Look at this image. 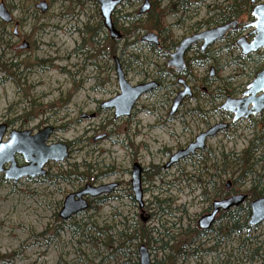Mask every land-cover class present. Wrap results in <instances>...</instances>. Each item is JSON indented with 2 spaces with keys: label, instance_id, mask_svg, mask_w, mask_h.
Listing matches in <instances>:
<instances>
[{
  "label": "rangeland",
  "instance_id": "1",
  "mask_svg": "<svg viewBox=\"0 0 264 264\" xmlns=\"http://www.w3.org/2000/svg\"><path fill=\"white\" fill-rule=\"evenodd\" d=\"M0 1L17 22L19 36L17 39L14 35L13 25L0 21V123L7 122L10 130L33 133L52 126L54 131L47 143L62 141L70 145L66 159L45 164L44 176L12 183L0 173V264H139L137 249L142 244L152 264H264V221L226 233L225 218L217 219L212 232L192 245L197 254L177 259L165 258L167 251L161 248L165 239L156 241L163 235L154 231L161 232V225L166 223L175 240L171 247L185 245L184 229L192 226L206 206L204 188L209 200L214 198L206 183L208 174L217 170L221 183L215 176L213 180L225 189L226 181L232 182L239 173L230 156L242 151L255 136L261 137L259 152L264 156L263 111L208 138L198 158L157 170L160 173L156 176L151 170L163 165L168 152L184 146L207 124L230 121L231 117L221 115L215 108L227 96L241 97L246 84L259 71L256 56L244 58L234 44L251 31L242 27L251 22L245 12L236 19L238 27L207 48L202 61L196 60L198 45L187 53L186 58L195 60L189 61L180 77L191 88L192 96L169 116L171 101L182 89L176 83L179 76L173 77L166 66L173 49H167L165 56L140 40L146 32H157L151 28L122 36V29L130 27V19L149 24L148 13H137L143 0H125L115 9L112 20L119 34L115 40L102 24L96 0H45L49 5L45 13L34 8L42 0ZM151 1L161 9L175 0ZM222 1L188 0L186 13L167 15L164 21L168 40L177 43L195 31L214 27L216 24L206 25L204 21L211 16L208 11L212 6ZM22 40L28 42L27 49L18 48ZM113 56L119 58L132 85L147 79L161 82L138 99L129 116L118 119H114L113 110L99 106L119 92ZM216 87L230 92L223 98H212L210 92ZM196 108L198 112L190 111ZM91 113L95 117H81ZM102 134L105 137L97 139ZM16 161L17 165L24 163L18 154ZM134 162L145 169L141 185L148 191H144V201H153L154 196L170 200L165 212L171 214L157 213L148 203L153 212L149 219V211L141 213L137 202L129 198ZM64 173H70L68 179L59 177ZM74 173L89 177L79 179ZM192 174L198 175L200 181L190 179ZM109 183L117 185L110 193L97 197L91 207L66 221L59 218L67 194L85 184ZM248 183L246 179L232 186L246 193ZM237 220L243 221L240 215ZM139 224L151 230L149 241L136 240L116 249L117 233ZM207 249L210 251L204 252Z\"/></svg>",
  "mask_w": 264,
  "mask_h": 264
},
{
  "label": "water",
  "instance_id": "2",
  "mask_svg": "<svg viewBox=\"0 0 264 264\" xmlns=\"http://www.w3.org/2000/svg\"><path fill=\"white\" fill-rule=\"evenodd\" d=\"M124 0H96L99 6V13L102 19V24L109 33L111 39L119 37L118 32L112 22V14L114 10ZM256 0H250L253 6L250 11L252 21L243 26L244 29L251 28V31L246 35H241L235 40V45L240 48V54L247 56L259 50H264V2L255 3ZM34 8L41 13L48 10V3L42 0L34 5ZM150 8L148 0H144L140 6L138 13L144 14ZM0 20L9 23L12 21L10 13L6 10L3 3H0ZM236 21L233 20L226 24L216 25L208 29L194 32L182 38L176 45L173 52L170 53L167 65L173 67L177 73H182L185 69L184 56L189 48L197 43L200 44V50L203 52L212 44L224 38L227 32L234 28ZM247 37H251L247 40ZM142 41L149 44L157 45L158 38L154 32H148L141 36ZM27 47V43H23L20 48ZM114 66L116 81L119 92L114 97L101 102L102 109L113 110L114 119L126 117L130 115L132 108L137 100L145 93H148L157 87L153 81L131 85L126 79L121 64L116 56H114ZM213 67L209 68L210 76L212 75ZM178 84L182 86L175 97L169 109V116H172L182 101L185 98L192 96V91L189 85L181 77L177 80ZM219 109L231 114V121L237 122L240 119H247L251 116L258 115L264 111V67L257 71L242 92L239 98L227 96L220 104ZM81 117L92 118L93 114L82 115ZM228 124L226 122H217L209 126L197 134L194 140L185 148L173 153L167 163L163 166L168 168L171 165L179 162L198 150L205 147L206 140L215 136L218 132L226 129ZM5 122L0 123V173L6 180L16 183L21 178H36L44 176L46 170L45 164L48 162H60L66 159L69 155V147L66 142L47 143L51 133L54 131L52 126H44L36 133H31V130H16L9 131ZM7 135V139L3 140ZM105 134L98 136L97 139H103ZM22 156L23 165L16 164L15 155ZM8 164L7 167L5 165ZM116 183L92 185L85 184L80 190L67 194L61 205L58 216L61 220L66 221L78 213L88 208L86 197L96 198L98 196L110 193L115 187ZM133 199L137 202L139 207L143 206L142 189H141V167L138 163H134L131 170L130 179ZM231 185L230 180L226 181L225 188L228 189ZM247 195L245 193H235L229 196L214 199L211 203V210L198 219L197 226L201 229H208L214 223L215 217L219 211H227L244 203ZM250 213L247 220L249 227L256 226L264 221V195L253 199L249 202ZM143 222L145 219H142ZM139 264H151L148 249L142 244L137 249Z\"/></svg>",
  "mask_w": 264,
  "mask_h": 264
},
{
  "label": "trees",
  "instance_id": "3",
  "mask_svg": "<svg viewBox=\"0 0 264 264\" xmlns=\"http://www.w3.org/2000/svg\"><path fill=\"white\" fill-rule=\"evenodd\" d=\"M200 2L205 1V0H199ZM96 4V3H95ZM187 5H188V0H175L173 2H170L168 5L162 7L159 9L157 7L156 3L153 1V7L151 8L150 12H148V23L145 24L144 22H141L140 20L135 19L134 21H129L130 27L122 29L123 31V37H130L135 31L144 29L147 30L148 28L156 30L160 34V45L159 46H154L152 45L151 47L153 49L161 51V53L165 56H167L166 51L167 49H174L176 42H171L168 40V33H167V28L165 26V17L167 15H173L176 13H186L187 12ZM253 4L247 0H223L219 4H215L212 6V8L208 11L210 12L211 16L207 18L204 23L206 25H211V24H226L234 19H237L243 12H245L251 19L250 16V10L252 8ZM126 17V16H125ZM124 17V18H125ZM100 24V23H99ZM234 29L230 30L226 36L231 33ZM225 36V37H226ZM92 39V37H91ZM113 40V39H112ZM113 43V42H112ZM115 43V42H114ZM162 47V48H161ZM114 48L112 52L114 53ZM207 53L203 52H198V57L196 58L199 59L198 61H202V58H205ZM256 56L255 64L256 68L260 70L262 68V62L264 59V51L260 52H255L253 54H249L247 56H244V58H248L250 56ZM239 58H241L240 55H238ZM192 59L195 60V58H185V63L186 66L188 65L189 61ZM188 72L185 73L187 75ZM170 74L173 77L178 76V74H175L173 70H170ZM229 90L223 89L216 87L210 92V95L212 98H223L225 95L229 94ZM217 112H219L221 115L226 116L230 118L231 116L226 113L221 111L218 107L215 108ZM193 111L194 113L198 112L199 110L193 109L190 110ZM233 122H229L228 127L232 126ZM209 126V124H207ZM263 137V134H262ZM261 142V137L255 136L253 139L249 140L248 145L240 152L236 154H232L230 156V161L232 162L233 165H236L238 167L239 173L237 174L236 177L233 178L231 185L228 189H223L221 187V184H216V182L213 180L214 176L217 177V179H220L221 183V176L217 170L213 172V174H208L209 178L207 180V184H210L211 186V195L214 198H221L223 195L224 196H229L230 194L234 193H239V190L235 187L232 186L235 183H244L246 179H249V186L248 189L245 190V194L247 195L246 201L233 208L229 209L227 211H224L221 213L220 217L225 218L226 224H227V232H237L241 229L247 228V219L250 213L249 209V201L259 198L264 195V156L259 152V146ZM261 162V164H260ZM263 162V163H262ZM204 163V162H203ZM260 164V167L257 168V165ZM231 164L229 163L228 166ZM227 166V167H228ZM206 170H204L205 172ZM225 173V170H223ZM233 173V172H232ZM231 173V174H232ZM66 174V175H65ZM77 174V173H74ZM156 174V173H154ZM70 173H64L63 175L60 174V178L68 179ZM158 175V174H156ZM77 176L79 179H87L89 175L86 173H78ZM190 179L193 177L195 180H199L198 175H190ZM200 181V180H199ZM131 196V194H129ZM213 198V199H214ZM98 201L96 200H90L88 208L92 206L93 202ZM169 200L166 199H158L156 196L154 197L153 201H151V207L152 209H155L160 211H163L167 208V203ZM166 207V208H164ZM171 212H167L166 215L170 214ZM240 215L242 217L243 221L241 223L238 222L237 217ZM166 223H163L161 226L163 230L161 232L156 231V233L163 235V237L156 238L155 240L157 241H162L165 239L162 243L161 248L167 251L166 257L167 259L173 258H185L186 256L189 255H194V247L192 245L195 244L194 242V236L190 234V231H184L182 235L187 239L185 242V245L179 246L177 248H172L171 245L174 243V236L170 234L169 227H165ZM212 230V229H211ZM151 238V230L145 225L139 224L136 228L127 230L123 229L117 233L116 237V242L118 243L116 246V249L118 246L121 248L125 243H130L132 241H142L146 240L149 241ZM145 242V241H144ZM171 243V244H170ZM187 245L186 250H184ZM210 249H208L206 252H209Z\"/></svg>",
  "mask_w": 264,
  "mask_h": 264
},
{
  "label": "flooded vegetation",
  "instance_id": "4",
  "mask_svg": "<svg viewBox=\"0 0 264 264\" xmlns=\"http://www.w3.org/2000/svg\"><path fill=\"white\" fill-rule=\"evenodd\" d=\"M125 1V0H124ZM144 1V0H143ZM149 1V3H150V8H149V10L146 12V13H148V12H150V10H151V8L153 7L152 5H153V1H151V0H148ZM0 3H3L2 1H0ZM123 3V2H122ZM143 3V2H142ZM3 5H4V3H3ZM5 6V5H4ZM48 7H49V5H48ZM5 8H6V6H5ZM140 8V7H139ZM6 10L10 13V15H11V17H12V21L11 22H9V23H5V22H3V21H1V22H3V23H5V24H11V25H13V33H14V35L17 37V39H19V36H18V32H17V27H18V24H17V22H15V20H14V17H13V15H12V13L6 8ZM139 10V9H138ZM138 10H137V13H138ZM146 13H144V14H146ZM139 14V13H138ZM144 14H142V15H144ZM141 15V14H140ZM112 22H113V25H114V27H115V25H116V22H114L113 20H112ZM201 30H203V29H201ZM201 30H198V31H201ZM149 32H154L156 35H157V38H158V44L157 45H154V46H159L160 45V40H161V38H160V34H158L157 32H155V31H149ZM195 32H197V31H195ZM146 33H148V32H146ZM145 33V34H146ZM194 33V32H193ZM192 34V33H191ZM144 35V34H143ZM141 38V37H140ZM141 40V39H140ZM27 43V47L26 48H24V49H27L28 47H29V44H28V42H26V41H24V40H22V42H21V44L19 45V47L18 48H20V46L23 44V43ZM235 43V42H234ZM178 44V42L176 43V45ZM151 45H153V44H151ZM176 45H175V47H176ZM196 45H198V51L199 52H201V50H200V44L199 43H197V44H195V45H193V46H191L190 48H189V50L185 53V56H184V62H185V58H186V55H187V53L193 48V47H195ZM213 45V44H212ZM175 47H174V49H175ZM210 47V46H209ZM21 49V48H20ZM174 49H173V51H174ZM207 50V48L203 51V52H205ZM173 51H171V52H173ZM171 52H169V54H168V58H167V61H166V66L167 67H169V68H171V69H169V71L170 70H173L174 71V73L175 74H178V76L180 77L181 75H183V73L185 72V70H186V63H185V69H184V71L182 72V73H177L176 72V70L173 68V67H170V66H168L167 65V62H168V59H169V57H170V53ZM203 52H201V53H203ZM113 58V61H114V56L112 57ZM118 60H119V58H118ZM119 62H120V60H119ZM120 64H121V67H122V69H123V66H122V63L120 62ZM114 68H115V66H114ZM123 71H124V69H123ZM170 73V72H169ZM124 74H125V71H124ZM177 76V77H178ZM126 77V76H125ZM127 79V78H126ZM150 81H153V82H155L156 84H157V87L156 88H158L159 86H160V84H161V82H160V80H158V79H147V80H141V81H139L138 83H136V84H140V83H146V82H150ZM135 84V85H136ZM132 85V84H131ZM177 85H178V87H179V84L177 83ZM155 88V89H156ZM180 88V87H179ZM154 90V89H153ZM152 90V91H153ZM192 91V90H191ZM151 92V91H150ZM176 95V94H175ZM175 97V96H174ZM173 97V98H174ZM108 100V99H107ZM103 102V101H102ZM171 103H172V101H171ZM101 104V103H100ZM100 104H99V106H100ZM134 107H135V105H134ZM133 107V108H134ZM101 108V107H100ZM132 108V109H133ZM132 111V110H131ZM176 113V112H175ZM174 113V114H175ZM91 114H93V117H95V113H91ZM130 114H131V112H130ZM173 114V115H174ZM84 115H87V114H84ZM169 115V114H168ZM172 115V116H173ZM92 117V118H93ZM127 117V116H126ZM169 120H173V117L172 118H168ZM3 123V122H2ZM6 124H7V127H8V130H10L9 129V124L7 123V122H5ZM210 126V125H209ZM209 126H206V128L204 129V130H206ZM43 128V127H42ZM41 128V129H42ZM38 130H40V129H38ZM37 130V131H38ZM36 131V132H37ZM203 131V130H202ZM202 131H200V132H202ZM35 132V133H36ZM200 132H198L197 134H199ZM31 133H33L32 131H31ZM196 134V135H197ZM106 135V134H105ZM195 135V136H196ZM195 136H194V138H195ZM194 138L192 139V140H190L188 143H186L184 146H182V147H180V148H177L175 151H173V152H168L167 154H166V156H167V159H166V162L163 164V165H161V166H156L155 168H152L151 170H155V172H153V173H156V174H159L160 172H157V170H167V169H169V168H172V166H174V165H176L177 163H175V164H173V165H171L170 167H168V168H164L163 166L167 163V161H168V159H169V157L173 154V153H175L176 151H178V150H180V149H183V148H185L189 143H191L193 140H194ZM68 147H69V153H70V145H69V143H68ZM205 148V147H204ZM204 148L202 149V150H204ZM199 151H201V150H198V151H196V153H194V154H192V155H190V156H188V157H186V158H183V159H181L180 161H184V160H189V159H192V158H195V157H199L198 155V153H199ZM203 152V151H202ZM16 156L17 155H15V160H16ZM179 161V162H180ZM24 162V161H23ZM134 163H137V162H134ZM133 163V164H134ZM16 164H17V161H16ZM24 164V163H23ZM23 164H21V165H23ZM139 164V163H138ZM21 165H18V166H21ZM140 165V164H139ZM133 166V165H132ZM140 167H141V165H140ZM131 170H132V168H131ZM153 170V171H154ZM145 171V169H143L142 167H141V184H142V173ZM148 173V172H147ZM130 174H131V171H130ZM156 174H155V176H156ZM129 184H130V181H129ZM100 185V184H99ZM81 189V188H80ZM79 189V190H80ZM141 189H142V185H141ZM129 190H131V185H130V187H129ZM78 191V190H77ZM144 191H148L147 189H142V194L144 195ZM130 193H128V195H129ZM202 196L206 199V201H204V202H206V206L202 209V212L200 213V215H199V217L193 222V224H192V226L191 227H187V228H185L184 229V231L186 230V231H188V229L189 230H192L194 233H195V235H194V242L196 241V239H198L199 237H202L203 238V236H208L209 234H210V232H212V230H211V228H212V226L211 227H209L208 229H206V230H204V229H201V228H199L198 226H197V222H198V219L201 217V216H203L204 214H207V213H209L210 212V210H211V203H212V200L210 201L209 200V198H208V193H206L205 192V188H204V190H203V193H202ZM155 197V196H154ZM154 197L152 198V199H154ZM157 197V196H156ZM223 197H225L224 195L221 197V198H223ZM129 198H131L132 200H134L133 199V194H132V190H131V196L129 195ZM144 196H142V201H143V206L142 207H139L138 206V208H139V210H140V212L141 213H144L145 212V209H147L149 212H148V214H147V218H149V219H151L152 218V215H153V212H152V210H150L149 209V205H148V203L151 205V201L149 202V201H144ZM86 199H87V202L89 203V201L90 200H96V199H92V198H89V197H86ZM169 202H170V200H169ZM164 208H166V207H164ZM166 210V209H165ZM165 210H163V211H159L158 210V212L157 213H160V214H166V212H165ZM157 211V210H156ZM171 214V213H170ZM221 216V212H219L218 213V215L215 217V220H214V223H215V221L217 220V219H220V218H223V217H220ZM213 223V224H214ZM190 228H192V229H190ZM169 231H170V229H169ZM197 248H195L194 249V253H196L197 254V250H196ZM208 250V249H207ZM207 250H204V252L205 251H207ZM149 252V251H148ZM207 253V252H206ZM149 255H150V253H149ZM151 260V259H150ZM151 264H152V262H151Z\"/></svg>",
  "mask_w": 264,
  "mask_h": 264
}]
</instances>
